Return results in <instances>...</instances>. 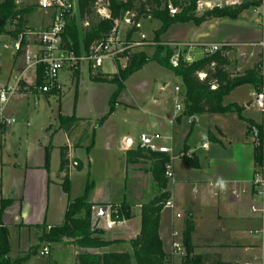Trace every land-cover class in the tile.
<instances>
[{"label":"crops","instance_id":"1","mask_svg":"<svg viewBox=\"0 0 264 264\" xmlns=\"http://www.w3.org/2000/svg\"><path fill=\"white\" fill-rule=\"evenodd\" d=\"M214 20L216 24L221 23V19ZM235 22L233 26H222L223 31L221 30L217 37L207 40L204 38L210 35H206L204 38L184 44H197L200 47L231 44L236 52L240 47H245L249 49V53L253 54L252 58L262 55L264 63V23L257 22L254 17L250 18L244 13L235 19ZM17 39L18 36L14 37L10 33L0 35V40L7 41L3 48L11 52V59L14 58V63L15 59L19 58L15 55L13 48ZM12 64L11 60L10 74L11 76L15 74L18 78L17 83L23 80L32 86L34 81L29 82L27 76L32 73L36 78L34 71L27 70L25 64L23 70L12 72ZM169 79H173L171 74ZM169 79L164 85L158 86L156 96L152 95L149 98L150 109L143 104L123 105L119 103L115 112L101 124V133L107 129L106 133L101 134L103 136L101 137V151L117 152L121 156V167L126 172L116 179L108 175L102 178L103 191L99 197H96V184L89 167L90 155L95 151V147L86 152L83 159L77 157V152L84 151L87 147L85 142L92 127L91 120L79 118L85 121L78 124L87 123L89 126V130L80 135L75 134L78 124L69 134L64 129H59V123L55 126L57 131L64 132L67 137L66 145L63 147L68 150L70 163H79L83 171L87 166L89 181L91 182L92 179L91 183H93L87 195V202L93 205L92 224L98 216L101 217V236L106 241L113 242L95 254L128 253L132 255L131 242L141 232L142 206L158 195L150 170L151 163L131 154L142 150L139 147V139H136L134 135H129L133 134L135 129L140 128L141 135H160L164 139L163 144L171 148L169 156L173 179H167L166 192L169 193V201L173 203L174 208L163 209L159 226L163 251L171 257V264H182L184 261V257L175 253V246H179L186 255L183 231L187 226L193 227L194 255L205 256L208 260L206 264H245L248 262L264 264V220L260 212L254 213L251 210L252 207L258 210L263 207L252 185V179L258 166L255 162V148L252 145L248 128L250 123L245 120L258 125L261 123L251 117H244L245 120H233L231 127L217 128L216 135L218 136L214 133L210 135L215 144L213 150L210 149L208 143H202L199 149L192 148L186 143H180L178 147H174L172 146L174 135L170 133L171 130L168 131L166 123L172 127L174 117L180 113L177 112L175 105L173 117H168L165 108L169 107L167 102L172 95H174L172 100L175 103L181 95L178 96L174 89L170 90V86L167 87L168 84L171 85ZM254 91L253 88L252 94ZM30 93L39 94L37 91ZM164 93L167 96L161 100ZM121 109L128 116L139 110L146 112L139 123L128 122V125L131 124L128 134H122L116 127L109 129V126L114 124V117ZM50 136L51 134L46 135V137ZM218 137L228 141V147H225ZM128 140H132L134 144L130 150L127 145ZM205 144L207 148L203 147ZM45 147L42 148V155L36 163L31 157L27 159V166L16 174V183L12 189L6 190L0 179L1 198L12 201L3 215V224L9 232V257L12 261L24 258L26 259L24 264H37L32 261L39 255V248L42 246L50 250L51 260L48 264H63L64 258L68 259V264H76V256L79 254L77 251L70 249L71 247L68 249L52 248L51 244L44 240V236L48 234L51 227L61 226L64 223L65 213L72 202L71 197L65 200L63 194L61 196V191L65 186V172L60 171V161L59 169H52L50 165L48 168L45 167ZM185 148L188 152H185ZM198 150L202 152L198 153ZM185 154L194 160L196 167L191 168L187 165ZM129 158L133 160V163H128ZM142 165H147L148 169L144 170ZM77 169L69 168L68 185L72 182ZM53 192L54 202L61 197L60 208H54V211L59 210L60 213L56 221L53 219V211L50 212V199ZM124 200L132 203L130 215L122 219V224L107 229L105 218L111 215L114 208H122ZM34 253L36 255H33ZM132 261L136 264L134 259Z\"/></svg>","mask_w":264,"mask_h":264},{"label":"rangeland","instance_id":"2","mask_svg":"<svg viewBox=\"0 0 264 264\" xmlns=\"http://www.w3.org/2000/svg\"><path fill=\"white\" fill-rule=\"evenodd\" d=\"M4 0H0V3ZM40 0H18V9L24 10V17L22 21V27L20 32L30 36L28 32H38L47 29L52 20L50 12L43 11L39 8ZM217 3H223L225 0H205ZM242 2L244 0H241ZM168 10V9H167ZM169 12V11H168ZM205 12H197V17L203 16ZM170 14V13H169ZM248 17H253V10L249 9L244 12ZM171 16V15H170ZM241 19V18H239ZM238 19V20H239ZM100 19L93 14L89 19L90 24H96ZM5 23V31L7 33L16 30L14 24H10L9 21L0 19ZM234 19L222 18L220 24H216L213 18H207L205 24L196 25L194 22L178 23L171 26L165 34L160 38V42L164 45H170L176 49L175 55L178 52L184 54L185 57H189L192 63L203 57L201 47L197 44H184L185 42H192L204 38L206 35L209 36L207 40L212 39L220 35L222 26L224 25H235ZM81 29V25H78ZM162 27L160 20L152 18L150 21L143 23L142 31L149 40V45L137 48L135 53H143L148 57H151L155 53L157 43L155 42L156 32ZM83 28V27H82ZM136 40L139 36H136ZM36 42V38L32 40ZM7 43L4 40H0V84L9 83L10 86H16L18 78L13 74H10L11 60H12V72L15 70H23L25 68L24 58L19 57L18 59H11V52L3 48L4 44ZM234 48V47H233ZM235 49V48H234ZM174 55V57H175ZM84 56V55H83ZM82 56V57H83ZM173 57V58H174ZM171 59V64L173 61ZM230 66L227 68L228 72L232 74H242L246 71L251 70L258 62L262 63V74L264 76V63L262 55L256 56L255 58H239L237 52L234 50L230 55ZM126 66L125 61H116L112 65L107 63L103 69L94 70L92 65L84 59L75 64L74 66L65 65L57 75L58 86L54 89L55 92L49 94H34L29 93L26 95H20L17 91L16 94L11 95L7 104L3 108V116L5 118H14L16 124L12 127H0V179L2 185L6 190L13 188L16 183V174L27 166V159L31 157L35 163L42 155V148L44 146H51L50 149V167L52 169H59L60 161V147L66 145L67 137L64 132L57 131L55 126L59 123L60 117L62 116H75L77 118H84L91 120L92 127L89 136L86 140V148L84 151L77 152V157L84 158L86 152L95 147V151L90 155L91 163L89 167L92 171L93 179L95 180L96 197L101 196L102 190V178L104 179L108 175L112 179H116L123 172H126L121 167L120 161L121 156L117 152H102L101 151V134L107 132V129L101 133V120L109 115L110 110V99L117 90V86L95 83L90 80V72L93 74H116L117 67ZM14 66V67H13ZM79 69L78 74L76 69ZM173 79L170 78V74ZM159 66L156 63H149L142 70L133 74L124 83L126 89L121 92L117 97V104L122 103L138 105L143 104L147 109H150L149 98L158 93V86L164 85L167 80L171 81L170 90L175 85L181 88V97H179L176 103L181 104L185 108L184 104V92L185 86L180 77L175 76L170 70ZM29 82H33V88L36 85V78L33 77L32 73L27 76ZM0 85V86H1ZM264 85V84H263ZM262 87L257 90L261 91ZM33 92V90H31ZM36 92V90H34ZM38 92V91H37ZM125 92V93H124ZM253 88L248 85H242L233 90L224 99V105H236L241 109V114L232 112L227 114H199L194 117H189L184 114V111L174 117V125L171 127L166 123V127L170 133L174 135V143L172 146L178 147L180 143H186L192 148L199 149L202 143H208L211 150L214 148L213 139L210 138L211 133L217 134V128L231 127L233 120L241 119L244 117H251L256 121L264 124V113L255 103V98L252 96ZM167 95L164 93L161 96V100ZM173 96L168 100V108H165L166 116L173 117L174 106ZM177 97V96H176ZM183 104H182V101ZM249 103L253 104V107L248 108ZM117 106V105H116ZM146 112L139 110L127 115L121 109L114 117L113 122L109 126L110 128H119L123 134H128L129 126L128 122L139 123L142 120V116ZM112 115V114H111ZM110 115V116H111ZM166 121V120H165ZM235 129V128H234ZM89 126L87 123H80L77 126V132L75 134H82L84 131H88ZM132 133V132H130ZM47 134H51L50 137H46ZM136 139H139L141 135V129H135L133 134ZM218 136V135H216ZM225 147H228V141L218 137ZM176 149V148H175ZM175 152V150H174ZM202 150H198L201 153ZM12 162L10 163V161ZM151 165V164H150ZM147 165L141 167L146 170ZM87 166L82 169H77L73 176L72 182L68 185V191L63 189L61 196L65 197V200L71 197L72 202L76 199L85 196L86 188L89 181ZM131 175V174H129ZM93 185V183H91ZM54 192L51 193L50 199V212L53 211V219L56 221L60 217L59 210L54 211V208L59 207L61 197L57 198V202H54ZM60 208V207H59ZM113 211H121V208H114ZM66 214V213H65ZM98 218V217H97ZM95 219L92 226L95 234H101L100 226L101 219ZM64 219V218H63ZM57 223V222H55ZM101 236V235H100ZM55 240V237L53 238ZM82 236L75 234H64L56 239V241H49L52 248L59 249H74L80 254L93 253L95 254L100 249H83L79 247ZM73 247V248H72ZM42 250V246L39 251ZM69 251V250H68ZM33 255H36L35 253ZM51 257L40 255L33 259V263L37 264H48ZM68 259L64 258L63 264H68Z\"/></svg>","mask_w":264,"mask_h":264},{"label":"trees","instance_id":"3","mask_svg":"<svg viewBox=\"0 0 264 264\" xmlns=\"http://www.w3.org/2000/svg\"><path fill=\"white\" fill-rule=\"evenodd\" d=\"M18 0H4L0 3V19L9 21L15 25L16 30L10 32L11 35L17 37L22 27L24 10L18 9L16 4ZM199 0H170L174 7L181 11L171 17L167 10V1L150 0L149 7L152 9V17L160 20L162 27L156 32L155 42L157 43L155 53L148 57L143 53H135L128 57V62L124 68L118 65L116 74H93L90 72V80L95 83L113 84L117 86V90L110 99L109 115L113 114L117 105V97L124 90V83L130 76L139 72L149 63H156L159 66L170 70L175 76L180 77L185 86L184 94V114L194 117L199 114H241V109L236 105H224V99L233 90L242 86L250 85L256 92L264 84V76L262 74V63L258 62L254 67L242 74H232L227 68L230 66L229 55L234 51L231 44H224L218 52L203 56L202 58L186 62L184 54H181L178 67L174 68L171 59L176 53V49L170 45H164L160 42V38L167 30L178 23L194 22L196 25L205 23L207 18L213 19H237L244 11L252 6L259 5L258 0H244L241 6L234 8H216L206 11L203 16L195 15L197 2ZM112 15L114 19L120 18L126 11L134 9V2L123 3L119 0H112ZM79 14L82 21H89L94 14L95 0H78ZM166 4V5H165ZM163 6V8H162ZM140 13L145 11V5L139 6ZM112 28V22L99 20L96 24L91 25L89 29L79 28L76 20H69L66 32L63 36V48L81 58L89 52L93 42L106 36ZM5 23L0 25V35L6 34ZM79 69H76L78 74ZM205 74L206 77L201 80L199 75ZM45 75V67L39 66L36 74V85L30 86L23 80H20L19 93L28 94L31 90H36L43 86ZM212 87H216L212 89ZM51 92H55L52 90ZM108 115V116H109ZM108 116L101 120L103 124ZM242 120H245L242 118ZM84 119L73 116H62L59 121V129H64L66 133H70L73 127ZM253 126L259 127L258 124L245 120ZM50 149L51 146L45 147V167L50 165ZM185 152L188 150L185 148ZM138 159H144L151 163L150 170L153 180L158 191V195L147 204L142 206V227L140 234L132 240L133 254L128 253H104L93 254L83 253L76 256V264H171V257L163 251L162 242L159 235L160 217L166 202L169 201L170 195L166 192L167 179L165 177L166 164L170 163L171 158L167 154L144 152L139 150L131 153ZM187 165L191 168L196 167L194 160L185 154ZM255 162L257 166L263 163L261 148H255ZM128 163H133L132 159H128ZM70 159L68 150L65 147L60 148V171L65 172L64 189L68 191ZM78 169L80 164L78 163ZM92 189V184L88 183L85 196L71 202L65 214L64 223L61 226L51 227L48 234L44 236V240L56 241V239L64 234H75L82 236L79 247L83 249H103L110 246L113 242L106 241L99 234H95L92 230L93 221V205L87 202L88 192ZM11 200L1 198L0 185V264H24L26 259H17L12 261L9 257L10 244L9 232L3 224V215L5 210L11 205ZM132 203L124 200L121 211L113 212L112 217L122 220L130 215V207ZM192 226H187L183 231V244L186 248V255L182 264H206L208 262L205 256H196L193 252L192 245ZM55 237V240L53 239Z\"/></svg>","mask_w":264,"mask_h":264},{"label":"built area","instance_id":"4","mask_svg":"<svg viewBox=\"0 0 264 264\" xmlns=\"http://www.w3.org/2000/svg\"><path fill=\"white\" fill-rule=\"evenodd\" d=\"M112 0H95L94 14L101 21L112 22V28L110 32L102 37L101 39L93 42L89 52L81 58H84L89 65H92V69L99 70L103 69L107 63L111 65L116 61L128 62V57L135 54L137 48L149 45L147 36L143 33V23L145 21L152 20V9L149 7L148 2L150 0H119L123 3L134 2L137 6L132 10L126 11L120 18L114 19L112 15L111 3ZM167 1V9L171 17H175L181 10L173 6L170 0ZM259 5L252 6L250 9L253 10V17L257 22L264 23V0H258ZM241 0H225L223 3L199 0L197 2V12L211 11L216 8L222 9L225 7L234 8L242 5ZM145 5V11L140 13L139 6ZM166 5V4H165ZM39 8L43 11L50 12L52 20L50 26L38 32H28L30 36L24 33H19L17 41L13 44L14 53L19 57L24 58L27 70H33L35 76L39 66L45 67V75L43 86L36 89L39 93L49 94L57 86V75L59 71L65 66H74L81 58L75 56V54L69 50L63 48V36L66 32L67 23L69 20H76L78 25H81L84 29H89L91 24L89 21H82L79 14L78 0H40ZM163 8V6H162ZM249 10V9H248ZM247 11V10H246ZM245 12V11H244ZM243 12V13H244ZM16 23L18 21H15ZM136 36L139 39L136 40ZM36 38V42L32 40ZM224 44H214L210 46H202L201 52L203 56L211 55L222 49ZM233 48V46H231ZM235 48V47H234ZM233 48V49H234ZM235 50V49H234ZM239 58L249 59L253 57V54L249 53V49L240 47L237 51ZM181 53L178 52L173 58L172 66L178 67ZM186 62L191 61L189 57H185ZM190 63V62H189ZM200 79L203 80L206 75L200 74ZM19 83V82H18ZM10 86L4 84L0 86V127H12L16 124L14 118H5L3 116V108L7 104L9 97L19 92V85ZM170 85L168 84L167 87ZM216 87H212L215 89ZM174 92L179 96L181 95V88L176 86L173 88ZM164 90V88H163ZM252 96L255 98V103L264 113V85L260 92L254 91ZM248 108L253 107L252 103L247 105ZM176 110L179 113L184 111L181 104H176ZM249 133L252 145L254 148H261L263 163L258 166L257 171L254 173L252 179V185L256 190L257 195L260 197L262 202V209L258 210L256 207H252V212H260L264 220V124H260L259 127L249 124ZM163 137L160 135H148L142 134L139 138V147L142 150L152 153L167 154L171 153V148L163 144ZM128 149L133 148V141H127ZM207 148V144L203 146ZM77 162H71L69 168H77ZM165 177L166 179H173V172L171 163L166 164ZM217 187L219 185L217 184ZM164 208H174L171 201L166 202ZM117 212V211H112ZM112 213L110 216L105 218V226L107 229L122 224V220L117 217L113 218ZM180 217V215H178ZM99 219L101 217L98 216ZM258 233V232H257ZM176 247V254L184 257L185 253ZM42 257L49 256L50 250L48 247L42 248L39 252ZM245 264H254L248 262Z\"/></svg>","mask_w":264,"mask_h":264},{"label":"water","instance_id":"5","mask_svg":"<svg viewBox=\"0 0 264 264\" xmlns=\"http://www.w3.org/2000/svg\"><path fill=\"white\" fill-rule=\"evenodd\" d=\"M0 25L3 26L4 25V22L0 21Z\"/></svg>","mask_w":264,"mask_h":264}]
</instances>
